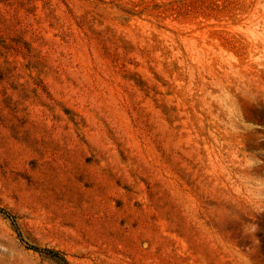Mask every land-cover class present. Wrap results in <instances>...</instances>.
I'll use <instances>...</instances> for the list:
<instances>
[{
    "label": "rangeland",
    "instance_id": "374dc122",
    "mask_svg": "<svg viewBox=\"0 0 264 264\" xmlns=\"http://www.w3.org/2000/svg\"><path fill=\"white\" fill-rule=\"evenodd\" d=\"M0 264H264V0H0Z\"/></svg>",
    "mask_w": 264,
    "mask_h": 264
},
{
    "label": "trees",
    "instance_id": "16d2710c",
    "mask_svg": "<svg viewBox=\"0 0 264 264\" xmlns=\"http://www.w3.org/2000/svg\"><path fill=\"white\" fill-rule=\"evenodd\" d=\"M65 262V261H64Z\"/></svg>",
    "mask_w": 264,
    "mask_h": 264
}]
</instances>
